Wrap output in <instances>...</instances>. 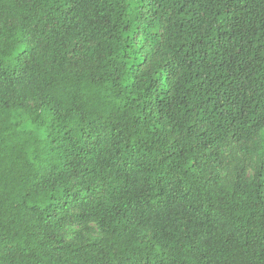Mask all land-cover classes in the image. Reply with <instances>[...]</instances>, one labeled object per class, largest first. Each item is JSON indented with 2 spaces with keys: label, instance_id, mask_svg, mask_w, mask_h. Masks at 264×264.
<instances>
[{
  "label": "trees",
  "instance_id": "16d2710c",
  "mask_svg": "<svg viewBox=\"0 0 264 264\" xmlns=\"http://www.w3.org/2000/svg\"><path fill=\"white\" fill-rule=\"evenodd\" d=\"M260 157L264 0H0V264H264Z\"/></svg>",
  "mask_w": 264,
  "mask_h": 264
},
{
  "label": "rangeland",
  "instance_id": "374dc122",
  "mask_svg": "<svg viewBox=\"0 0 264 264\" xmlns=\"http://www.w3.org/2000/svg\"><path fill=\"white\" fill-rule=\"evenodd\" d=\"M263 159L262 157L260 158H254L251 161V164L249 165L248 169H247V174L249 177H253L254 173L257 171V169L261 166V164L263 163ZM93 228L94 233L87 236L85 239L88 240L89 242H94L95 240L102 238V235L100 233V231L98 230V228H96L94 225L91 226ZM79 228H74V227H67L65 229V231L63 232V236L66 239V241L68 242H76V239L73 235V233L78 232ZM77 245H79V242H77Z\"/></svg>",
  "mask_w": 264,
  "mask_h": 264
}]
</instances>
